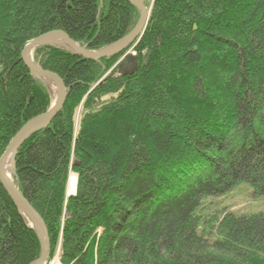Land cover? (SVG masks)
<instances>
[{"label":"trees","instance_id":"1","mask_svg":"<svg viewBox=\"0 0 264 264\" xmlns=\"http://www.w3.org/2000/svg\"><path fill=\"white\" fill-rule=\"evenodd\" d=\"M139 19L126 0H0V158L52 102L22 61L25 46L62 31L97 52ZM133 46L135 70L106 79L121 55L35 50L68 97L20 147L13 182L52 251L61 238L62 264H264V212L208 218L201 207L242 183L264 197V0H156ZM40 255L0 183V264Z\"/></svg>","mask_w":264,"mask_h":264},{"label":"water","instance_id":"2","mask_svg":"<svg viewBox=\"0 0 264 264\" xmlns=\"http://www.w3.org/2000/svg\"><path fill=\"white\" fill-rule=\"evenodd\" d=\"M134 5L140 12V19L134 30L122 40L108 46L101 51H89L85 47H81L78 43L73 41L66 33L62 31H54L43 36H40L30 43H28L22 52V61L30 71L31 75L43 81H50L56 87L58 95L53 107L45 114L39 115L29 122H27L21 130L11 140L4 154L0 158V183L5 189L6 193L14 201L22 214L29 221L30 226L37 233L41 245L40 258L32 264H47L50 259V238L49 232L44 219L37 213L28 200L22 195L19 189L12 181L11 175H8L7 164L9 162L10 168L16 170V159L20 147L35 133L48 127L51 122L62 111L67 97L68 89L63 80L50 71L40 68L32 58V52L36 48L43 46L56 45L67 49L78 57L91 61H100L119 55L129 49L137 42L139 37L144 32L149 12L145 6L144 0H126Z\"/></svg>","mask_w":264,"mask_h":264},{"label":"rangeland","instance_id":"3","mask_svg":"<svg viewBox=\"0 0 264 264\" xmlns=\"http://www.w3.org/2000/svg\"><path fill=\"white\" fill-rule=\"evenodd\" d=\"M155 1L156 0H144V3L145 2L147 3V5H145V6L149 12V18H148L147 25L149 23L151 11L153 10ZM147 25H146V28H147ZM146 28H145V30H146ZM145 30H144V32H145ZM144 32L139 37V39L137 40L136 43H138L140 41ZM136 43L133 45H136ZM133 45L129 49H127L125 52L119 54V55H121L120 56L121 58L111 68V71H108L103 76V79H106L107 77H111V76H121L124 73L127 74V73H130L131 71L135 70V68L137 66V52L134 51L135 46H133ZM36 49H34L32 52V58H33V61L35 63H36V60H35V58H36L35 50ZM39 80L43 84H45V86L48 88V91L50 92V95L52 98L51 105L48 109V111H49L53 107V104L56 101L58 92H57L56 87L52 84V82L43 81L41 79H39ZM82 115H83V109H82V105H81L78 108L77 115L75 117L76 130L79 127L80 121L82 119ZM76 134H77V131H76ZM7 165H9V162ZM6 168H7V166H6ZM14 173H15V170L13 171L12 169H10V174L8 173L9 176L11 175L12 181H14L13 180ZM73 177H76L75 184L73 183V180H72ZM77 178H78L77 174L74 172H71L70 177H69V182H68L67 194L73 195L75 193L76 185H77ZM74 188H75V191H74ZM201 204H202L201 207H203L202 210L204 211L203 214L205 217H208V216L211 217V216L215 215L213 212H216V214H218V213L221 214L220 215L221 217H222V215H225L228 212H232V213L239 214V215L256 214L259 212H264V197H254L252 188L248 184H245V183L238 185L237 187L233 188L230 192H228L224 195L204 198L202 200ZM61 244H62V241L60 238L58 244L56 245L55 251H52V248L50 249V251H51L50 259L48 260L47 264H62V262L60 260L61 247H62Z\"/></svg>","mask_w":264,"mask_h":264},{"label":"bare ground","instance_id":"4","mask_svg":"<svg viewBox=\"0 0 264 264\" xmlns=\"http://www.w3.org/2000/svg\"><path fill=\"white\" fill-rule=\"evenodd\" d=\"M134 51H135V50H134ZM55 95H56V94H55ZM53 99H54V98H53ZM54 100H55V99H54ZM10 169H11V168H10V165H7V172H8L9 174H10ZM75 179H76V177H73V178H72L74 184H75ZM74 184H73V185H74ZM74 191H75V188H74Z\"/></svg>","mask_w":264,"mask_h":264}]
</instances>
